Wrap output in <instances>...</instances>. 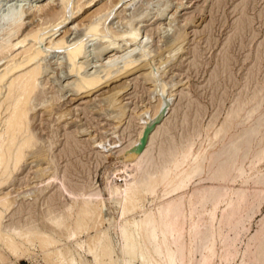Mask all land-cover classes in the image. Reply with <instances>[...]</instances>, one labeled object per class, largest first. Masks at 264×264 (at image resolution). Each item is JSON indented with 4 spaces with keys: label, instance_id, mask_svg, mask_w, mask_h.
<instances>
[{
    "label": "rangeland",
    "instance_id": "374dc122",
    "mask_svg": "<svg viewBox=\"0 0 264 264\" xmlns=\"http://www.w3.org/2000/svg\"><path fill=\"white\" fill-rule=\"evenodd\" d=\"M28 2L0 0V16L9 10L22 14L24 24L11 41H17V36L20 40L30 31L40 30L41 34L39 40L28 37L23 45L12 47L10 57L0 60V73L15 54L34 45L41 51L36 61L42 66L38 83L44 93L33 102L51 99L52 108L45 111L37 105L36 111L30 112L25 134H32L40 143L0 185V197H17L10 209L3 210L1 232L14 236L12 230L25 227L48 232L69 251L63 250L64 255L71 254L82 264H94L89 247L95 244L89 241L90 236L96 235V228L108 227V223L104 221L76 238L68 237L74 227L76 207L72 211L67 207L83 197L95 202L94 195L100 193L108 221L119 218V205L105 191L106 174L116 165L120 170L114 181L122 184L129 178L133 171L127 166L133 159L125 150L135 147V141L137 146L145 121L153 118L161 98H165L167 110L153 120L145 133L147 139L158 126L163 127L147 150L149 168L143 172L144 179H159L160 170L163 177L152 185L154 191L145 194L144 210L134 211L133 217L138 221L153 217L167 201L181 205L185 223L180 243L174 242L168 232L164 239L174 264H182V260L183 264H204L202 259L211 252L216 256L212 264H264V0H70L71 14L66 19L60 0L34 1L42 6L31 10L27 9ZM108 3H114L110 15L103 8ZM48 8L52 15L45 13ZM90 21L97 23L93 33L86 32ZM132 29L138 34L135 42L120 37ZM64 33L65 46H83L85 51L76 58L75 66L82 64L85 74L100 71L97 74L105 77L110 58L123 57L135 47L132 61L140 64V69L111 80L91 95H71L69 81H76L79 75L69 72V49L49 44V40ZM118 63L120 66L121 61ZM147 75L154 78L147 81ZM6 80L0 98L5 95ZM161 82L167 84L165 90L160 88L165 86ZM0 111L2 122V107ZM2 130L0 123V133ZM114 140L116 146L109 153L102 146ZM141 145L146 146V140ZM195 163L199 167L185 189L173 191ZM225 165L227 174L221 179L217 174ZM42 167L45 173L38 175ZM174 173H178L175 178ZM34 186L38 188L36 192ZM89 193L94 195L87 197ZM229 204L231 209L225 212ZM62 216L70 229L51 225L50 219ZM109 235L116 247L115 259L119 255L118 229L111 228ZM15 238L22 249L17 254L0 240V252L6 258L3 264H49L37 242L21 244ZM76 239L83 241L82 247L75 245ZM179 244L182 252L177 251ZM148 246L157 264H167L164 253L155 251L164 247L162 241ZM139 263V259L133 261Z\"/></svg>",
    "mask_w": 264,
    "mask_h": 264
},
{
    "label": "bare ground",
    "instance_id": "6f19581e",
    "mask_svg": "<svg viewBox=\"0 0 264 264\" xmlns=\"http://www.w3.org/2000/svg\"><path fill=\"white\" fill-rule=\"evenodd\" d=\"M34 1H37V0H29L27 9L31 10L32 8H36V7L39 8L42 6L41 3H40L41 5H38ZM69 1L70 0H60L61 7H62L61 9H62L64 14H67L66 16L64 15L65 16L64 19L69 17L71 14L69 12V9H70L69 6L71 7V5L69 4ZM108 5H109V3H108ZM113 6H114V3L112 5L103 7L104 11L106 10L107 15H110L112 13ZM48 10H49V8L45 11V13L52 15L53 13L48 11ZM71 11H72V9H71ZM19 12H20V10H19ZM21 16H22L21 13H18L17 11H10V10L7 11L6 13H4V15L0 16V33H1V35H3V38H0V60L3 58L10 57L11 54L8 55V52H10L12 50L11 48L14 46L16 47L17 45H23L22 43H24V41L27 40L28 37H30L31 39L33 38L34 40H39V38H40L41 34L39 35L40 30L38 29L39 31L36 30V31L28 32L20 40H19V36H17V38L14 39L17 41H15V42L11 41V38H13L15 33H18V31L21 29L20 28L21 25L24 24L23 20H22L23 18L21 19ZM61 22H62L61 20H60V22L58 21V23L55 25L54 28L59 26ZM92 22H94V23H92ZM92 22L90 21L89 25H87L88 26L87 27L88 30L86 29L87 33L88 32L93 33L94 31H92V30L95 28V31H96V29H97L96 28L97 23L95 21H92ZM95 23H96V26L93 25ZM121 34L122 35H120V37L129 41V43H131L132 41L135 42L136 38L138 37V34L136 35V32L133 31V29H132V31H126V33H121ZM58 36H55V38H53L52 40H49V44L53 48L54 47L55 48H64L65 47V49L66 48L69 49V50H66V51H68L67 54H68V60H69V62H68L69 63L68 69L70 70L69 72H74L76 74L78 73V75H79L78 76L79 78L76 81H73V80L69 81L70 82L69 88L71 90V95H73V94H77V95H81V96H82V94H84L83 96L91 95V94H93V92L95 90L99 89V87L101 88V86L107 85L111 80H113V79L116 80V79H119L121 77L124 78V76L127 77V76L137 72V69L140 66V64H136V65L133 64L134 60L132 61L131 54H132V52H134L136 50V47H135V49H131L130 51L128 50L129 52H127V55H125L123 57L116 55V57H114L113 59L110 58L111 61L110 60L108 61L110 63L109 64L110 69H108L107 71L105 70V72H107L105 77H101L100 74H97L100 71L95 72V74L94 73L93 74H91V73L85 74L82 72V70H83L82 64L78 65L77 67L75 66L76 58L79 57L83 53V51H85V50H83V46L82 45L81 46L80 45L75 46V44H74V46L73 45L70 46L68 44L69 47H67V46H65V45H67L66 39H65V33L62 36H60L59 38H58ZM112 36L115 37V36H117V34L112 35ZM180 42H181V40H180ZM182 42H183V40H182ZM110 46L111 45H109V47ZM18 47H20V46H18ZM106 49H110V48H107V46H106ZM176 50H178V49H176ZM168 52H170V51H168ZM40 55H41V51L34 48V45L28 46L27 48L25 47L24 49H22V51L19 52L18 55L15 54L14 57H12V59L7 61L8 64L7 65L5 64L6 66H4L5 67V68H3L4 70L1 71V73H0V90H1V88H3V85L5 84V80L8 79V80H6L7 85L5 87V95L3 94L4 97L0 98V108L2 107V110H4V114H5L4 120H2V122L0 121V123H3V130L0 133V176H1L0 185H3V183L10 177L12 170L17 168L16 166L19 165V162H21L22 159H24L27 154L29 156L31 153H33V151H35L36 144L39 145V143H40V142L37 143L36 141H34L35 138L33 137L32 134H30V133L25 134L27 132V130L29 129L30 112L33 111L34 109L36 111L37 105H41V107H43V109L45 111H50L52 108L51 99H45L39 103L33 102L35 97H38L42 93H44L43 92L44 87H42L43 89H40L39 83H38L39 77L42 75L41 73L43 71L41 69L42 66H40V64H38V62H37L38 61L37 58ZM15 57H17V58H15ZM1 61H3V60H1ZM120 61H121V65L118 66L119 65L118 62H120ZM107 65H108V63H107ZM107 65L105 64L106 69L109 68ZM142 68H143V66H142ZM102 71H103V73H105L104 70H102ZM150 74L153 75L155 73L150 72ZM102 76H104V74ZM144 78H145V75H144ZM153 78H154V76H148L147 75L146 80L149 81ZM152 81L155 82L157 80L155 78V81L154 80H152ZM157 82H159V81H157ZM164 83H162V85H165V86L160 87L163 90H165L164 88L167 85ZM157 84H159V83H157ZM175 84H173V85H175ZM160 85H158V86H160ZM170 85H172V84H170ZM40 86H43V85H40ZM163 90H160V91L163 93ZM72 92H73V94H72ZM77 97L78 96H74L75 99ZM162 99H163V101L162 102L159 101L160 104L158 105L157 109L155 107V109H156L154 111L155 117L153 116V118L149 119L148 121H145V125L143 126V131H141L142 129L140 130L139 135L141 136V138L136 139V140L139 139V143L137 144V146L135 145V142H137V141H135V142H133V144H134L133 146H135V147L132 146L133 147L132 149L126 148V150H125V153L130 155L133 159V161L130 162L128 164V166L126 165L128 168H130L133 171L132 174L131 173H130L131 175L129 174V178H127V179L124 178L125 181L122 184H118V183H116V181H114L115 175L118 174V170H120V167H117L115 165L106 174L105 191L107 192L109 199L111 198L116 204L119 205V207H120L119 208L120 209L119 218H117V219L112 218L110 221H108V217L107 216L105 217V214H104L105 210L103 209L104 208L103 197L100 193L99 194L97 193L95 195L92 194V196L93 195L95 196V199H94L95 202H90V199L83 197L80 200V202H77V203L73 202L72 204H70L69 207H67L68 210H71L73 207L74 208L76 207V211H75L76 217H75L74 222H73L74 227H73V230L70 231L68 237L76 238L77 235L81 234L82 232H85L88 229L91 230L92 228H96L97 226H100L101 224H103L104 221H107V223H108V225H107L108 227H105L103 229L101 228L99 230L96 228V230H97L96 235L94 237L90 236L91 238L89 241L92 244H95V246L89 247V252L93 255L94 264H133V261L135 259L140 260L139 264H157L148 245L150 243H156L159 241L163 242L164 247H162L161 249L159 247H157L155 249V251L158 254L164 253L165 257L167 258V264H174L173 254L168 251L167 247L165 246L164 239H165V233L168 232L171 236H173L174 242L180 243V238L182 237V232H183L182 228H184L183 225L185 223L184 222L185 220L182 219L183 212L181 211V208H180L181 205L179 207H177V206L173 205L172 201H167L157 211V214L155 216L146 217L145 219L140 220V221L136 220L132 215V213L136 210H140V211L144 210V209H142L143 208L142 204H143V199H144L145 194L148 191H154V186H152V185L155 182H158V180H160L163 177V172L160 170L161 173H160L159 179L150 180V179H144L143 178V175H144L143 172L148 167V163H149V157L147 156L148 151H149L148 148L151 146V144L153 142H155L157 132L158 131L160 132L163 127L158 126L153 134L148 135V136L146 134L147 139L145 137V133L149 132V131L147 132V130L150 127L149 125L150 124L152 125L153 120L155 118L156 119L161 118L160 115L163 112L165 113V109H166V107H168V104H167L168 100H166L165 98H161V100ZM117 126H119V125H117ZM117 126H115V127H117ZM165 127H166V125H165ZM163 135H164V133H163ZM144 140H146V146L141 145V144H143ZM158 141H161V140H158ZM115 142H116V140H114L113 143L111 142V143L107 144V146H102V147L107 149L110 153V150L113 149L114 146H116ZM43 144H44V142H43ZM99 145H101V144H99ZM140 145L142 146V148L138 149ZM143 147H145V148H143ZM165 147H167V146H165ZM33 148H34V150H33ZM151 148H153V147H151ZM157 152H159V151H157ZM37 153L38 152H36V154ZM120 154H122V153H120ZM163 154H165V152ZM33 155H35V153ZM156 156H157V154H156ZM164 156H166V154ZM161 157H162V154H161ZM152 158H153V156H152ZM198 167H199V163H195L194 166L192 167V169L190 170L189 174L186 175L184 178L180 179L174 185L172 190L173 191L174 190H180L182 188L185 189L184 187L188 184V181L191 177V174L192 173L195 174ZM226 167H227L226 165L222 167L224 170L222 169V171L217 174V177L222 179L227 174L226 173V171H227ZM128 168H127V170H129ZM125 169H126V167H125ZM38 170H39V171H37L38 175L39 174L44 175L43 173H45V172H44L43 167L38 169ZM153 172H154V170H153ZM177 174L178 173H174L173 178H175L177 176ZM34 188H36V189H33L36 192V190L38 189L37 186L36 187L34 186ZM28 190L30 191V189H28ZM28 190H26V191H28ZM33 190H31V192H33ZM23 192H25V191H23ZM23 192L20 191V194L22 196L25 195V194L23 195ZM225 192H227V191H225ZM17 194L19 195V193H17ZM169 194H171V193H169ZM89 196H91V193H89V195H87V197H89ZM11 198H9L8 195H6V194H4V196L0 197V220H1V217L3 215L2 214L3 210L10 209L16 203L17 197L13 198V199H11ZM26 198H27V196H26ZM244 198H245V196H244V194H242L240 197V200L243 201ZM92 200H93V198H92ZM217 205H218V203H217ZM229 205L227 208L225 207L226 208L225 212H227L228 209H231V205L230 206ZM237 211H238V209H237ZM222 212L224 213V210ZM134 214H135V212H134ZM230 214H231V212L228 211V215H230ZM220 216H222V213ZM213 220H214V218H213ZM220 220H221V217H220ZM50 223H51V225L52 224L56 225L58 228H61L64 230L70 229L69 224L66 222V219L64 216L59 217V219H57V220L50 219ZM188 224H190V223H188ZM111 228L118 229V235H117V238H118L117 239V246L118 247L117 248L119 249V255L115 259L113 257V254L116 252V247H115L113 242H112L113 244L110 242V235H109V230ZM12 231L14 232V236L10 235V234H12L10 232H9L10 234L9 233H2L0 230V240L13 254H17L19 250H22L19 248V243L17 242V240L15 238V236H16L20 240L21 244L33 245V243L37 242L38 246L40 247L42 255L48 259L47 262L49 264H58L59 262L57 263V260H60V259H61L60 264H82V262H77L73 255H71V254L66 255V253H68L69 251L64 250L60 245H58L59 240L55 239L48 232L40 231L39 229L32 228V227H25V228H21L19 230L16 229V230H12ZM196 235H197V233H196ZM259 238H261V237H259ZM148 241H149V244H147ZM90 242L88 243L89 246L91 245ZM196 243H197V241H196ZM250 243H251V241H250ZM82 244H83V241H79L76 239V241H75L76 246L82 247ZM142 244H144V246ZM228 246H229V244H228ZM225 247H227V246H225ZM63 250L67 251L65 253L66 256L63 254ZM182 250H183V246L181 244H179L177 246V251L182 252ZM197 250H198V248H197ZM229 255H228V257H229ZM205 256L206 257L202 259L204 264H212V262L216 260V259L214 260V257H216V256L214 255L213 252L209 253V255L207 253V255H205ZM5 260H6V258L0 252V263L2 262L1 264H3V261H5ZM182 261L184 263V260H182ZM5 264H7V263H5ZM8 264H10V263H8ZM29 264H32V263L29 262Z\"/></svg>",
    "mask_w": 264,
    "mask_h": 264
}]
</instances>
